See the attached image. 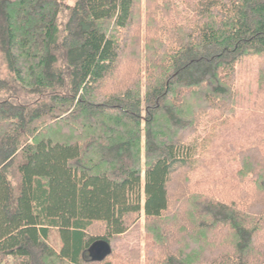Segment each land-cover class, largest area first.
<instances>
[{
	"label": "trees",
	"instance_id": "1",
	"mask_svg": "<svg viewBox=\"0 0 264 264\" xmlns=\"http://www.w3.org/2000/svg\"><path fill=\"white\" fill-rule=\"evenodd\" d=\"M0 72V264H264V0H0Z\"/></svg>",
	"mask_w": 264,
	"mask_h": 264
},
{
	"label": "rangeland",
	"instance_id": "2",
	"mask_svg": "<svg viewBox=\"0 0 264 264\" xmlns=\"http://www.w3.org/2000/svg\"><path fill=\"white\" fill-rule=\"evenodd\" d=\"M71 4H73V2H71ZM178 5H179V10L183 8V5L180 4V2H178ZM143 10L145 11V5H143ZM190 15L192 16L193 13L191 12ZM0 74L2 73L0 72ZM238 84L242 86L241 93L242 95L244 94V100L241 102L242 107L238 108L239 110L238 118H240L242 116L247 115V112L249 110V105H251L252 100L250 99H253L254 95L250 92L251 90L253 91L255 88L254 77L251 78V76L245 75L241 83H238ZM221 120H222V117H220L219 114L216 112H212L208 114L204 118L203 123L201 127L199 128V131L196 134L195 139H192V142L194 144L201 145L205 139L208 140L211 136L214 135V133H216L217 131L216 128L218 127V124H219L218 122ZM234 123H237V121H235ZM221 140H222V137H219L218 142H216L213 145V149L211 150L212 153L215 152V153L224 154L222 151L223 149L221 148ZM198 153H199V150L197 152V156H199ZM223 159H224V156L219 157V161ZM236 167H237V164L234 163L233 161L227 160V161L219 162V168H218V171L215 172V174L223 175V174H226L227 171L233 172L235 171ZM144 225H145V217L142 212L141 218L137 221L135 226L126 235H124L122 237V240L117 244V247H118L117 253L120 255L121 259H124L127 262H132V264H146V260L143 254L145 244H146V232H145ZM51 244L56 249H59L60 240L56 232H53L52 234Z\"/></svg>",
	"mask_w": 264,
	"mask_h": 264
},
{
	"label": "water",
	"instance_id": "3",
	"mask_svg": "<svg viewBox=\"0 0 264 264\" xmlns=\"http://www.w3.org/2000/svg\"><path fill=\"white\" fill-rule=\"evenodd\" d=\"M91 250H92L91 253L93 256L92 259L94 261H102L111 253L110 246L105 244V243H100L96 247H93ZM93 250H94V252H93Z\"/></svg>",
	"mask_w": 264,
	"mask_h": 264
}]
</instances>
